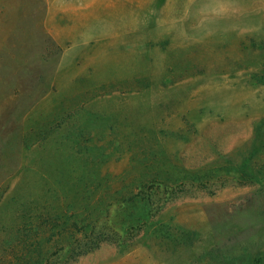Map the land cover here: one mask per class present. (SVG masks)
Here are the masks:
<instances>
[{
    "label": "rangeland",
    "instance_id": "374dc122",
    "mask_svg": "<svg viewBox=\"0 0 264 264\" xmlns=\"http://www.w3.org/2000/svg\"><path fill=\"white\" fill-rule=\"evenodd\" d=\"M40 239L264 264V0H0V264Z\"/></svg>",
    "mask_w": 264,
    "mask_h": 264
},
{
    "label": "trees",
    "instance_id": "16d2710c",
    "mask_svg": "<svg viewBox=\"0 0 264 264\" xmlns=\"http://www.w3.org/2000/svg\"><path fill=\"white\" fill-rule=\"evenodd\" d=\"M134 198L135 199L138 198V195L132 196V201L135 200ZM146 200H148L152 203L150 197H147ZM40 217L43 219V217H44L43 214H41ZM55 226H56L55 221L52 223L50 221V218H48L47 222H46V227L49 229L47 231H49V232L53 231L55 229ZM38 228L42 229L43 226L41 225V227H38ZM31 248H34V250L37 251L38 255H37V258H35V259L31 258V257L27 258V256H28L27 253L31 252V250H30ZM89 250H86L85 252H88ZM22 252L24 253L23 258L20 259L19 262L24 261V264H55L52 260L49 259V257H47L45 255V251H44V247H43V244L41 242V239L38 241L35 240L33 245H30L29 243L24 244V246L22 247ZM82 254H85V253H82ZM10 264H11V261H10ZM56 264H58V263H56Z\"/></svg>",
    "mask_w": 264,
    "mask_h": 264
},
{
    "label": "crops",
    "instance_id": "0c3cea01",
    "mask_svg": "<svg viewBox=\"0 0 264 264\" xmlns=\"http://www.w3.org/2000/svg\"><path fill=\"white\" fill-rule=\"evenodd\" d=\"M95 47V46H94ZM94 52H96V54L94 55L95 59L93 60L92 63H104L106 60L108 61L107 56L105 57L106 51H104V49L102 48V50H99V48H95V50L92 51V53L94 54ZM76 53L77 52H69V49H66V51H64V60H70V62L72 61L73 63H75V59H76ZM66 61V63H67ZM68 62V63H70ZM109 62H111L109 60ZM124 63H126V60L124 61ZM128 63H130V56L128 57Z\"/></svg>",
    "mask_w": 264,
    "mask_h": 264
}]
</instances>
